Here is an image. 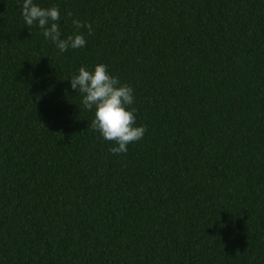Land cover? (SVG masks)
Returning <instances> with one entry per match:
<instances>
[{
	"label": "trees",
	"instance_id": "obj_1",
	"mask_svg": "<svg viewBox=\"0 0 264 264\" xmlns=\"http://www.w3.org/2000/svg\"><path fill=\"white\" fill-rule=\"evenodd\" d=\"M0 264H264V0H0Z\"/></svg>",
	"mask_w": 264,
	"mask_h": 264
}]
</instances>
